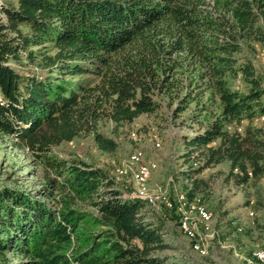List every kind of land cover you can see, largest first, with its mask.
<instances>
[{"label":"trees","instance_id":"16d2710c","mask_svg":"<svg viewBox=\"0 0 264 264\" xmlns=\"http://www.w3.org/2000/svg\"><path fill=\"white\" fill-rule=\"evenodd\" d=\"M0 8V132L58 175H48L43 186L54 204L33 191L0 188V252H24L31 264H165L153 253L166 246L164 234L144 216V199L121 195L103 167L69 161L52 148L94 132L101 148L114 151L118 142L99 130V121L131 122L156 111L159 95L177 88L185 87L177 110L202 89L211 88L221 101L216 117L187 137L189 156L201 149L191 158L200 166L185 170L187 177L226 159L238 169V183L248 173L264 175L256 130L226 128L264 114V77L238 55L246 42L264 41V0H15ZM47 42L54 53L33 48ZM21 51L39 58L46 72H20L9 60ZM186 63L203 83L184 86L182 72L176 73ZM86 72L93 78H68ZM228 73H241L250 90L233 88ZM194 195L189 188L187 198ZM84 202L97 208L96 222L104 226L88 236L81 235L86 212L77 205Z\"/></svg>","mask_w":264,"mask_h":264},{"label":"rangeland","instance_id":"374dc122","mask_svg":"<svg viewBox=\"0 0 264 264\" xmlns=\"http://www.w3.org/2000/svg\"><path fill=\"white\" fill-rule=\"evenodd\" d=\"M2 2L15 4V0H0V7ZM0 17L5 19L1 8ZM243 47L238 55L251 59L257 72L264 77V41L250 40ZM33 48L49 54L55 52L50 42L46 46L36 45ZM178 54L179 52L172 51V59H177ZM9 61L22 73L34 70L46 72L42 69L39 58L31 60L26 51H21L20 57ZM186 67L187 70L183 73L182 70ZM178 69L176 75L182 72L184 86L191 81L193 84L204 82L194 65L186 63V66ZM93 76V73L86 72L69 75L68 78L88 80ZM225 77L233 88L242 92H248L251 88V84L241 73H228ZM261 86H264V80ZM183 88H177L171 95L160 94L162 103L156 111L141 113L131 122L116 124L110 118H102L99 130L118 142L114 151L101 148L94 132H83L72 140L54 145L52 151L69 161L82 160L103 167L113 186L122 192L121 195L137 196L140 199L142 196L136 192L137 183L133 175L135 164H130L125 175L120 171L125 164L130 163L134 152L141 153L142 161L151 169L149 194L142 198L145 202L142 212L147 219L157 222L162 228L166 246L153 253L162 256L165 264H264V261H255L252 257L254 251H264V175L256 177L248 173L249 179L238 183L234 174L238 169L232 170L230 161L226 159L201 167L199 172L187 177L185 170L200 166V162L191 158H199L201 155V149L197 148L193 151V156H189L192 147L187 145V137L203 130L216 117L221 109V101L218 94L211 93V88L206 91L202 89L199 96L191 95L195 99L177 110L175 107L178 99L185 92V87ZM247 126L256 130V137L263 142L257 149L264 154V114L257 113L252 119L245 118L238 126L233 122L226 124L227 129L237 128L243 133ZM48 175L58 176L48 171L12 135L0 132V188L9 185L33 191L48 204H54L49 197H45L43 191ZM189 188L196 193L191 199L186 196ZM195 197L202 199L203 207L209 214L207 219L198 223L200 233L196 240L180 226L183 212ZM77 205L86 212V217L80 222V227L85 231L81 235L88 236L89 233L104 228L96 222L99 211L94 205L87 202ZM192 216L197 218L198 213ZM238 227L242 230H238ZM197 239H201L198 246ZM76 246L78 245L74 242L68 248V253ZM0 264L31 263L30 257L24 252L7 249L0 252Z\"/></svg>","mask_w":264,"mask_h":264},{"label":"bare ground","instance_id":"6f19581e","mask_svg":"<svg viewBox=\"0 0 264 264\" xmlns=\"http://www.w3.org/2000/svg\"><path fill=\"white\" fill-rule=\"evenodd\" d=\"M141 153L134 152L130 159L129 164H125L121 174H126L128 169L130 168V164H135V169H133V175L137 183V194L142 196V198L149 194V185L148 181L151 177V169L150 166L144 163L141 159ZM132 168V166H131ZM185 199V197H183ZM202 199L200 197H195L192 202L188 205V209L183 212V216L180 219V226L182 229L194 240L199 235L198 231V223L201 220H205L209 217L207 210L203 207ZM194 213H198V217L194 218L192 215ZM250 215H253V212H250ZM238 230H242V228L238 227ZM198 242H201V239H197L196 244L198 246ZM253 260L263 262L264 261V251L256 250L252 254Z\"/></svg>","mask_w":264,"mask_h":264},{"label":"crops","instance_id":"0c3cea01","mask_svg":"<svg viewBox=\"0 0 264 264\" xmlns=\"http://www.w3.org/2000/svg\"><path fill=\"white\" fill-rule=\"evenodd\" d=\"M245 260H246V258H245Z\"/></svg>","mask_w":264,"mask_h":264}]
</instances>
